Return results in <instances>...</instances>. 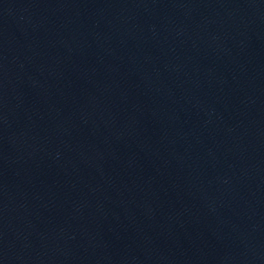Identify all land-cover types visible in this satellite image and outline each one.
<instances>
[{"label": "water", "instance_id": "water-1", "mask_svg": "<svg viewBox=\"0 0 264 264\" xmlns=\"http://www.w3.org/2000/svg\"><path fill=\"white\" fill-rule=\"evenodd\" d=\"M0 264H264V0H0Z\"/></svg>", "mask_w": 264, "mask_h": 264}]
</instances>
